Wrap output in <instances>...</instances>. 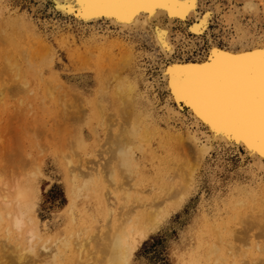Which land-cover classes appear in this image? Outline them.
Instances as JSON below:
<instances>
[{
  "label": "bare ground",
  "instance_id": "6f19581e",
  "mask_svg": "<svg viewBox=\"0 0 264 264\" xmlns=\"http://www.w3.org/2000/svg\"><path fill=\"white\" fill-rule=\"evenodd\" d=\"M64 3L65 0H37L36 9L45 10L54 23L82 31L79 40L62 37L58 45L72 48L69 55L75 72L94 73L95 88L88 100L83 99L80 90L59 79L56 86H51L52 80L41 78L40 68L50 65L53 50L42 38L44 34L0 4V67L4 70L0 75V99L5 91L12 97L28 96L27 74L31 73L45 81L42 84L48 95L56 93L62 106L58 111L61 121L68 120L69 126L77 129L68 132L73 148H80L84 141L81 129L87 121V104L91 121H95L90 125L91 135L103 134L102 143L100 138L93 142H98L99 153L105 159L86 168L85 174L79 170L82 181L76 188L101 193L105 205L103 222L93 226L95 232L91 225L82 226L58 245L51 242L54 245L48 247L45 240L40 247H48L52 255L69 249L73 260L68 264H131L136 238L178 209L204 178L216 185L211 206L216 214L207 230L212 245V250L207 249L208 257H214L217 264L225 263L221 260L224 256L234 259L230 264H264V156L246 147L239 137L230 138L227 129L214 130L192 103L174 95L171 86L178 75L176 68H202L214 63V52L238 57L264 51L263 0H229L230 8L218 15L223 29H231L225 45L218 43L211 30L220 12L219 4L206 5L204 0H197L196 8L183 19L169 17L165 10L157 9L151 15L139 12L131 23L106 17L84 20L62 11ZM200 24L204 25L201 32L190 30ZM158 32L166 33L163 42L170 51L161 47ZM198 44L204 48L201 57H177L179 50L191 52ZM145 60L157 63L151 81L145 77ZM59 98L64 99L60 102ZM20 103L16 107L22 110ZM69 108L71 113L67 112ZM63 122L61 126L66 124ZM61 134L63 139L66 131ZM62 141L59 143L63 146L68 144ZM73 150L71 153L81 164L88 163ZM4 174L0 172V233L11 240L9 253L23 260L25 253L34 254V239L41 240L31 219L37 197L27 187L32 171L11 176L10 180ZM77 178L71 177V194ZM86 179L89 183H85ZM12 234L15 239H11ZM23 242L27 245L21 246Z\"/></svg>",
  "mask_w": 264,
  "mask_h": 264
},
{
  "label": "rangeland",
  "instance_id": "374dc122",
  "mask_svg": "<svg viewBox=\"0 0 264 264\" xmlns=\"http://www.w3.org/2000/svg\"><path fill=\"white\" fill-rule=\"evenodd\" d=\"M204 1L205 3L207 2L206 5L215 6L219 4L220 12L215 15L211 30L215 31L219 44H227L226 40L231 29H223L218 20V15L230 8L229 0ZM0 4L8 6L10 14H16L24 18L26 23L32 24L31 26L35 28V31L38 30L40 34H44L42 38L53 50L54 55L50 65L40 68L41 78L47 81L52 80L51 86H56V79H59L69 87H75L80 90L81 95L84 97L83 99H90L92 97L90 92L95 88L94 73L81 71L79 72L80 75L75 72L74 63L69 55L72 48L67 50L65 47L62 48L58 45V41L62 37H75V39L79 40V37H81L80 32L82 31L74 27H69L68 29V26L63 23H54L49 19V15H47L45 10L36 9L37 0H0ZM41 20L43 23H41ZM138 38L135 37V39ZM143 43L146 47H150L147 42ZM203 53V45L198 44V48L193 49L191 52L184 53L179 50L177 57L185 55L184 57L186 58H195L201 57ZM145 63V77L147 76L146 78L151 81L150 77L152 78L155 71L154 67L157 66V63L152 60H145ZM3 73L4 70L0 67V75L2 76ZM27 81L28 96L21 94L19 96L17 94V96L13 95V97L16 96L13 98L11 94L5 91L4 97L0 99V105L3 107V110H0V172L5 173L4 176L7 180H10L11 176H20L24 175L25 172L29 173V171H32V175L29 178L26 176L28 178L27 187L32 193L34 192L37 195L34 209L31 212V219L35 225L36 236L41 237V240L34 239V254L27 255L25 253L24 259L18 260L17 254L13 253L12 256L9 253L7 246H9L11 240L10 238H5L4 233L1 231L0 264H68L73 260L69 249H63L59 254L55 253L52 255L53 252L48 248L54 245L51 242H55L58 245L60 240L66 239L70 233L82 226L91 225L92 231L95 232L93 226L96 224L98 226V223L103 222L105 218V205L102 204L101 193L94 191L92 188L81 187L78 190L76 189L81 186L82 181L79 170L82 171V174H85L86 168L97 166L102 159H105V156L99 153L98 142L97 144L93 142L94 138H100L99 142L102 143L103 134L101 133L100 136L91 135L90 125L94 124L95 121H91L90 106L87 104V115L85 117L87 121L86 123L84 122L81 129L84 141L80 148H73L69 144L72 137H69L68 132H76L77 129H74L73 125L69 126L68 120L61 121V115L60 117L58 116L61 114L58 111H60L62 106L61 103L57 102L56 93L55 96L48 95L45 92V85L42 84L44 80H39L36 75L28 73ZM23 96L25 99H22ZM17 97H21L20 99L24 103L23 106ZM62 99L64 98H61V100L59 98L58 100L61 102ZM16 102L20 103L21 106L19 107H23L22 110L17 109L18 103L16 104ZM161 105L162 103L160 102ZM82 108L84 109V106ZM67 112L71 113L72 111L69 108ZM65 116H68L67 119H71V114ZM62 122L67 124L64 125L66 128L60 125ZM96 123H98L97 120ZM97 128L101 131L100 126ZM65 131L66 135L65 137L63 136V139L68 135L66 138L68 142L66 139H64V142L60 138L61 132L65 134ZM58 141L68 143L69 147L74 150L72 148L69 149V147L66 148L68 144L63 146ZM71 150H76L75 153L83 160H88V163L82 161L81 164V161L73 156ZM14 154L16 155L13 156ZM63 154L66 155V158H64ZM95 161L96 165L94 164ZM1 167L4 168L1 169ZM73 175L78 178L73 189L74 193L71 194V177ZM85 183H89L87 179ZM213 187L216 188L213 182L201 178L196 186V189L198 188L195 191L196 193H191L178 209L170 211L157 227L136 238L130 263L217 264L213 261L214 257H208L207 252L209 247L212 250V245L207 239V230L212 224L213 215L216 214L213 211V207H211L214 199L212 194ZM231 226L229 225V228ZM11 239H15L14 234L11 235ZM200 239L201 243H199ZM43 241L48 246L47 249H44L46 246L40 247ZM25 245H27V242L21 244V246ZM221 260H225L224 264H230L234 259L224 256Z\"/></svg>",
  "mask_w": 264,
  "mask_h": 264
},
{
  "label": "snow or ice",
  "instance_id": "6c2138e0",
  "mask_svg": "<svg viewBox=\"0 0 264 264\" xmlns=\"http://www.w3.org/2000/svg\"><path fill=\"white\" fill-rule=\"evenodd\" d=\"M197 0H65L62 11L81 19L112 18L131 23L139 12L149 15L157 9L169 17L185 18L196 8ZM60 7V5H57ZM204 25L190 30L199 33ZM161 47L166 33L158 32ZM215 62L202 68H176L171 82L174 95L193 104L215 130H228L229 137H239L246 147L264 156V51L238 57L213 53Z\"/></svg>",
  "mask_w": 264,
  "mask_h": 264
}]
</instances>
